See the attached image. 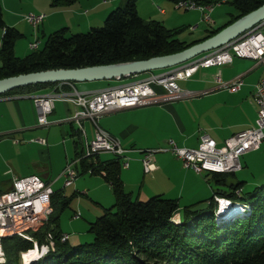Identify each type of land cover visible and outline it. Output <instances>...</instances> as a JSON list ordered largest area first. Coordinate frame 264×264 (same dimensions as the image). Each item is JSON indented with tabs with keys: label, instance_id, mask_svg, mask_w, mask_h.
<instances>
[{
	"label": "trees",
	"instance_id": "16d2710c",
	"mask_svg": "<svg viewBox=\"0 0 264 264\" xmlns=\"http://www.w3.org/2000/svg\"><path fill=\"white\" fill-rule=\"evenodd\" d=\"M77 0H53L52 4L70 5ZM173 5L179 1H191L197 5H209L218 0H168ZM235 13L230 19L201 39L186 42L179 39L181 27L168 29L159 20H146L139 16L137 0H124L105 17L101 26H93L85 32H70L67 27L48 34L42 49L38 47L23 57L15 54V45L23 34L15 26L3 20L0 0V79L35 71L58 68H80L108 65L154 56L172 54L215 35L224 27L259 8L264 0H229ZM157 72V71H156ZM121 79L120 81H125ZM105 81V80H103ZM114 80L105 81L112 86ZM119 81V80H118ZM66 83H37L15 88L0 97L33 95L61 85L69 91ZM160 88H156L159 90ZM69 136L73 139L74 158H79L78 176L85 173L102 176L112 190L114 204L103 208V213L89 223L92 241L70 244L69 237L59 228L61 213L70 207L73 196L66 197L62 189L54 190L51 196L52 212L49 219L35 231H29L31 239L20 235L3 237L1 244L7 258L2 264H22L21 254L33 249L35 244L48 245L44 257L31 264H264V182L254 190L237 197L236 190L244 182L227 184L234 173H209L206 180L226 189L216 188L214 195L232 199L240 198L250 210L246 216L214 223L208 211L193 213V205L180 206L179 199L154 195L141 200L133 198L123 185L120 175L121 158L113 156L102 160L100 155L86 157L82 150L80 129L69 124ZM214 197L211 196L213 201ZM181 213V222L171 219ZM211 219L210 221H207ZM53 243V244H52ZM51 245L53 247L51 248ZM33 252L24 256L30 260ZM64 256V257H63ZM58 257V261H55Z\"/></svg>",
	"mask_w": 264,
	"mask_h": 264
},
{
	"label": "crops",
	"instance_id": "0c3cea01",
	"mask_svg": "<svg viewBox=\"0 0 264 264\" xmlns=\"http://www.w3.org/2000/svg\"><path fill=\"white\" fill-rule=\"evenodd\" d=\"M31 1L33 2L31 4L32 8H29V10L45 14L41 24L34 28L38 47L39 42L42 41L41 39H46L48 34L59 28L67 27L70 32L75 33L85 32L93 26H101L107 14L120 6L124 0H78L67 6H55L52 4L53 0ZM10 2L11 0H2V11H4L3 20L5 24L17 27L24 36V26L27 24L22 20L23 15L20 14L18 10L19 7L13 8ZM23 3V0L17 1V5L22 7ZM136 6L140 17L146 20L155 18L162 21L165 26L175 24L176 21L182 19V17L184 22V12L190 11L176 9L175 5L168 0H137ZM195 11L199 12L198 14L201 16L200 11ZM213 13L214 9H212L210 15ZM215 20L213 19V22L210 23L211 27L208 30H213L220 26L215 25ZM51 21L55 23H52V25ZM76 28L77 30H72ZM208 30H206L204 36L209 33ZM204 36L197 39H201ZM217 74H219V78L223 82L241 77L244 84L237 92L228 91L222 88L220 83L216 81ZM263 74L264 66L257 64L252 59L234 57L230 64L200 67L189 78L177 80V85L182 91L186 92L184 96L173 99L167 98L160 102V104L158 102L150 103L101 115L98 118V124H100L108 134L110 133L112 136L120 139L122 147L132 150V153L128 155L130 158L129 167L123 168L120 171L124 188L131 193L130 195L141 200L151 198V196L154 195H162V197L168 196L179 200L185 198L186 202L181 203L180 200L181 207L185 205H198L208 201L213 188L211 187V192L207 187L206 190H202V186H204L202 178L208 173H196L191 169L187 170L183 167V163L174 158L171 153L162 155L158 153V155L155 154L154 156L156 165L155 170L150 175L144 174L142 171V162L140 161V151H149L158 147L162 148V146H165L171 139L180 147L196 148L198 147L200 136L205 133L208 134L217 145L221 146L227 138L237 133L239 134L240 131L246 128H252V126L256 125V116L258 112V106L254 102L255 86L260 82V78ZM146 75L147 74H142L139 75V77ZM136 79L138 78H134L133 80ZM100 82H104V86L83 89L82 91L78 88L77 83H75L74 86L81 91V93L89 91L95 92L108 87L105 81ZM122 82L124 81H113L112 86ZM53 89L54 88L48 89L41 93L50 92V90ZM157 92L162 94L165 93L162 88L157 90ZM21 98L27 97L26 95L25 97H21V95L3 96L0 97V101H17V99ZM59 102L64 103L67 112L66 117L70 118V116L74 114L75 106L72 102L64 100L56 101L50 115L53 116L56 114V105ZM16 105L18 106V104ZM62 117L65 118V116H61V118ZM85 122L91 124V122L87 120H84L82 124L84 125ZM91 126L94 130L93 124H91ZM21 127H26L24 122ZM24 128L15 131L22 132ZM93 130L90 136L85 131L87 138H93ZM261 144L262 149L264 148V140ZM1 152L2 157H0V160L6 161L3 157V151ZM249 153L252 152H248L244 155H248ZM73 158L72 156L71 159ZM71 159L68 158L70 161ZM104 159L102 158V160ZM12 172L10 168L3 171L0 169V194L8 191L12 187L14 178L17 177L12 174ZM34 174L35 173L28 175L33 176ZM202 174H205L204 177H201ZM105 182V180L104 183L100 181V185H98V188L93 192L99 191V188L101 189L103 186L108 188L109 186L107 187ZM53 183L54 181L51 182V184ZM97 201H101V199L99 198ZM108 202H103V205L102 203L99 204H101V208L103 209L109 205L112 206L114 203L113 199L111 201L108 200Z\"/></svg>",
	"mask_w": 264,
	"mask_h": 264
},
{
	"label": "built area",
	"instance_id": "2783aa9c",
	"mask_svg": "<svg viewBox=\"0 0 264 264\" xmlns=\"http://www.w3.org/2000/svg\"><path fill=\"white\" fill-rule=\"evenodd\" d=\"M228 0H218L217 3L209 5H197L191 1H179L175 3L177 9L198 10L203 13L205 21H211L210 12L216 5ZM44 18V14H29L25 16L34 27H38ZM32 49L37 44H31ZM234 57L252 59L257 64L264 66V19L255 24L250 30L240 34L222 47L203 54L194 61L181 66L171 68L163 73L154 72L137 80L122 82L107 88L82 92L74 84L66 83L69 91L64 90L61 85L46 93H35L31 96L35 103L37 114L36 122L39 126H47L48 117L51 114L56 101L65 100L72 102L75 106L74 114L67 121H74L79 126L80 136L83 140L82 150L86 157L111 153L121 158L122 167L127 168L130 164L128 157L129 149L122 148L121 142L112 136L98 124V118L124 108H134L141 104H150L164 101L167 98H178L186 94L177 85V80H185L193 75L200 67L222 66L230 64ZM260 82L255 86L254 102L258 106L256 125L246 128L229 138L223 145L219 146L208 135L202 134L198 147H180L174 140L167 142L162 148L142 152L140 161L143 163L144 174L152 173L156 167L154 155L162 152H170L183 162L187 170L193 169L197 173H232L240 169V157L251 151H257L264 140V74ZM216 81L228 91H236L243 86L241 77L228 82H223L216 75ZM162 88L165 93L157 92L156 88ZM56 91V92H55ZM84 120L90 121L94 126L93 138L86 136ZM45 146L47 141L37 140ZM79 158L68 160L66 167L60 176L64 178L63 188L72 185L78 178L77 165ZM51 182L37 175L15 177L11 189L0 194V257L4 256L1 239L11 235H20L21 238L31 239L29 231H35L43 223L48 221L52 212L51 196L54 194ZM219 208H230V202L219 199ZM64 235L62 240L67 239ZM1 259V258H0ZM4 260V257L3 259Z\"/></svg>",
	"mask_w": 264,
	"mask_h": 264
},
{
	"label": "rangeland",
	"instance_id": "374dc122",
	"mask_svg": "<svg viewBox=\"0 0 264 264\" xmlns=\"http://www.w3.org/2000/svg\"><path fill=\"white\" fill-rule=\"evenodd\" d=\"M17 1L18 0H11L10 3H12L11 5L13 6V8L19 7L18 10L20 11V14L23 15L22 20H24L27 25L24 26L25 29L23 33L25 37L21 38L18 42H16L14 50L16 52L15 55L17 57H23L34 51L35 48L32 49L31 44L36 43L37 41L36 36L34 34L35 33L34 28L36 27H34L28 20H26L25 16L29 14L38 15L43 13L29 10V8H32L31 4L33 2L31 0H23L24 2L23 7L17 5ZM106 1H110V0H106ZM228 1L221 2V4L215 6L214 13L210 15L212 16L210 22L204 20L203 13L201 11H200L201 16H200V14H198L199 12L195 10H190L187 11L186 13L184 12V17H185L184 22L182 17V19L180 20L178 19L175 24L165 27L168 28L169 30L181 27L183 29V32H181L178 35L179 36L178 38L184 41H191L200 38L201 36H204L206 30H208L211 27L210 23L213 22V19L215 20L216 18L215 25L219 26L224 24V22H227L230 19L231 17L230 14L235 13L234 6L232 5L231 2ZM60 6H65V5H60ZM153 19L157 20L155 18H152V20ZM52 23L55 22L51 21V24ZM72 30H77V28ZM1 35H2V30L0 31V43H1ZM41 40L42 41L39 42V46H38L39 49H42L44 45V41L46 39H41ZM216 49L218 48H215L213 50ZM208 52L205 53L207 54ZM205 53H202L199 56H202ZM199 56L195 57L194 59L198 58ZM194 59L188 62L194 61ZM188 62L182 63L177 66H181ZM171 68L160 69V70H156L157 72L156 71L153 72H155V74L160 72L163 73L166 72L167 70H171ZM153 72H148L143 74H147L146 76H148V74L150 75ZM139 75L129 77L126 79L127 81L125 80L124 82L134 81L133 80L134 78H138V79L142 78L139 77ZM76 83L81 91L83 89H90V88H97L104 86V82L102 83L100 81L76 82ZM53 88H54L53 90H58V88L56 87ZM31 96L28 97V95H26L27 98L17 99V101L16 100L0 101V150L3 151L4 154L3 157L5 158L4 160H6V161L0 160V169L1 171H3L10 168L13 171L12 174L16 175L19 178L26 176L28 174L35 173L40 178H43L45 182L54 181L52 187L55 190L57 189L59 190L62 189L64 183V178L59 177L60 176L59 174L67 165L66 162L68 158L71 159V157L74 156L73 145H72L73 139L69 136V131L71 130L69 123H72V125H74V127L76 128H79V126L74 121L70 120L68 121L69 123L66 121V119H68L66 117L67 116L66 108L64 107V103H60V102L56 105V114H54L53 116L50 115L48 117L49 118L48 122L50 124L44 127L39 126L36 122L37 114L35 110V103L31 98ZM21 97H25V95ZM160 102L158 103L160 104ZM16 104H18V106ZM142 105H147V104H141L138 106H142ZM61 116H65V118L63 117L61 118ZM23 122L26 125L25 128L21 127ZM84 125L86 128L85 131L90 136L93 130L91 124H89V122H85ZM21 128H24V131L22 132L15 131L18 129L21 130ZM37 140H44V141L47 140L48 142L47 144H45V146H42L43 144H41ZM260 149L259 151L256 152L251 151L252 153H249L248 155L243 154V156L240 157V163H241L240 169L235 170L236 172H232L234 173V175L230 174L229 177L227 178V184L236 183V182L245 183L243 189L236 190L235 193L237 197H241L242 193L254 190L255 187L262 185L264 182V148H262L261 150ZM1 151H0V157H2ZM142 152L143 151L141 150L140 151L141 155ZM131 153L132 150L129 149V154ZM165 153H170V152H162L161 155ZM110 157H113V154L102 153L100 155L101 159L102 158L110 159ZM77 166L80 169L79 164ZM123 168L124 167H122L121 170ZM204 175L205 174H202L201 177H204ZM77 177L78 178L72 183V185L64 187L62 189L66 197L73 196L74 193H76V195H74L73 198H71L70 207H68L61 213L60 215L61 220L59 222V228L62 230L63 233L68 235L69 237L68 242H70V244L73 245V247H75V245L92 241V233L89 232V223L95 221L103 213V209L101 208V204L99 203H102L103 205V202H108V200L111 201L113 199L112 190L109 189L108 184L106 182L105 183L107 184L108 188H105L103 186V188L101 189L99 188V191H96L95 193L93 192L95 191L96 188H98V185H100V181L101 183H104L102 176L90 175L88 173H85V175L82 174ZM202 180L204 185L202 186V190H206L207 187L211 192L212 191L211 187L213 188L211 196L214 197V199L212 201L211 196L209 197L210 199L208 201L210 202V204L208 208L203 211H208L209 215L214 216L213 217L214 223L217 224L221 222H226L233 219L234 217H239V216L242 217L250 213L251 209L240 198L232 199L224 196H219L216 194L214 195V191L217 187L221 189H226L228 191L229 187L227 185L217 186L216 184L213 183L212 180L206 181V176L202 178ZM95 198L97 199L100 198L101 201H97V199ZM133 198H135V196H133ZM163 198H170V197L163 196ZM219 199H222L224 203L226 201H229L230 208L223 207L224 209H222L221 211L219 208V204H220ZM180 200L181 203L186 202L185 198L183 200L182 199ZM110 206L111 205H109L108 207ZM222 213L225 214L223 215ZM181 218H182L181 213H178L177 215L174 216V218L171 219V221L178 226V224L181 222ZM210 220L211 219H208L207 221ZM52 247L53 245H51V248ZM48 250L49 247L46 244L42 246L35 244L33 249H29L23 252V254H21L22 264H25L24 256L28 255L29 253L34 251L33 257L30 259L31 262L28 263L31 264L32 262H36L40 258L44 257L45 253L48 252ZM3 257L4 260H2ZM3 257H0L1 258L0 264L5 263L7 261L5 254ZM54 259L55 261H58L59 258L55 257Z\"/></svg>",
	"mask_w": 264,
	"mask_h": 264
},
{
	"label": "water",
	"instance_id": "95a60500",
	"mask_svg": "<svg viewBox=\"0 0 264 264\" xmlns=\"http://www.w3.org/2000/svg\"><path fill=\"white\" fill-rule=\"evenodd\" d=\"M264 19V4L259 8L245 14L221 31L203 41L190 46L184 51L154 56L149 59L129 61L116 64L87 66L80 68H58L18 74L0 79V95L15 88L53 82H92L121 80L129 77L153 72L160 69H168L182 63L188 62L202 53L210 52L215 48L230 42L240 34L250 30L255 24ZM210 202H203L190 208L193 213L208 208Z\"/></svg>",
	"mask_w": 264,
	"mask_h": 264
},
{
	"label": "bare ground",
	"instance_id": "6f19581e",
	"mask_svg": "<svg viewBox=\"0 0 264 264\" xmlns=\"http://www.w3.org/2000/svg\"><path fill=\"white\" fill-rule=\"evenodd\" d=\"M226 212H227V211H226ZM228 213H229V212H228ZM222 214H223V213H222ZM222 214H221V215H222ZM224 214H225V213H224ZM224 214H223V215H224ZM29 262H31V261H30V260H24V263H25V264H28Z\"/></svg>",
	"mask_w": 264,
	"mask_h": 264
}]
</instances>
